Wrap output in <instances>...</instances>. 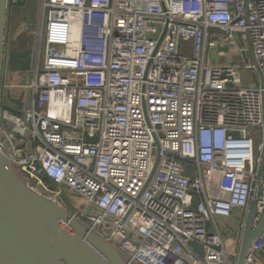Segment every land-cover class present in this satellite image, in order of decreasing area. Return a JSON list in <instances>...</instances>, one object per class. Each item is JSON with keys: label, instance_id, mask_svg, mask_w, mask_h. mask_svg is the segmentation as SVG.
Segmentation results:
<instances>
[{"label": "built area", "instance_id": "built-area-1", "mask_svg": "<svg viewBox=\"0 0 264 264\" xmlns=\"http://www.w3.org/2000/svg\"><path fill=\"white\" fill-rule=\"evenodd\" d=\"M18 4L32 59L15 82ZM8 14L0 149L30 186L77 193L72 214L141 264H236L252 199L264 213V89L242 80L257 72L247 30L264 79V0H9ZM247 258L264 264V229Z\"/></svg>", "mask_w": 264, "mask_h": 264}, {"label": "water", "instance_id": "water-1", "mask_svg": "<svg viewBox=\"0 0 264 264\" xmlns=\"http://www.w3.org/2000/svg\"><path fill=\"white\" fill-rule=\"evenodd\" d=\"M21 1V0H19ZM9 0H0V98L3 60L7 39ZM251 60L254 62L264 89L263 74L256 59L249 30L244 32ZM31 49H15L9 56V65L14 72L31 70ZM25 77L22 82H25ZM23 95L13 98L19 104ZM263 133H264V91ZM29 135L27 134V137ZM2 140L4 136L1 137ZM90 140L95 138L89 137ZM31 152V144L28 145ZM186 170L193 175L191 166ZM264 174V140L258 176ZM46 181V179H45ZM55 185L49 188L54 190ZM197 203V199H195ZM245 218V227L236 258L231 262L247 264V256L255 239L264 229V213L258 224L254 222L257 204L252 199ZM192 247L203 254L202 246ZM0 264H141L130 258L123 250L83 219L72 214L70 209L56 197H50L33 189L27 177L11 163L0 149Z\"/></svg>", "mask_w": 264, "mask_h": 264}, {"label": "rangeland", "instance_id": "rangeland-1", "mask_svg": "<svg viewBox=\"0 0 264 264\" xmlns=\"http://www.w3.org/2000/svg\"><path fill=\"white\" fill-rule=\"evenodd\" d=\"M23 11H24V7L21 4H18L14 8L13 17L11 18V28H10L11 37L13 38V40L11 41V46H10L11 50L24 49L25 46H28V37L25 34L21 35L20 39H15L18 29L25 22V16L23 14ZM37 11H38V6L34 5L33 13L35 14V16L38 15ZM29 41H30V44L33 46V44L35 43V39L31 37ZM233 58L235 59V62L242 64L240 59L238 60L237 57H233ZM223 61H224V58L220 62H223ZM13 74L15 77L14 81L15 82L18 81L19 73L16 71ZM242 77H243L242 80H243L244 87H248L253 83L261 84V79L259 78V75L257 72L253 73L251 70H242ZM4 103H5L6 108L13 110V111L17 110L16 108L17 106L15 104H12L9 100L6 99ZM65 191H66L65 195H62L64 197L62 201L67 207L70 208V205H69V201L66 198L73 199V201L77 203L81 201L80 196L74 191H69L66 188H65ZM218 223H220V226L223 232V238H224V241H226L227 248L234 249V246L236 245V242H235L236 235L234 234V230L238 226V223H236V219L233 220L232 222L233 225L228 224L225 220L223 221L218 220Z\"/></svg>", "mask_w": 264, "mask_h": 264}, {"label": "crops", "instance_id": "crops-1", "mask_svg": "<svg viewBox=\"0 0 264 264\" xmlns=\"http://www.w3.org/2000/svg\"><path fill=\"white\" fill-rule=\"evenodd\" d=\"M233 220H234V219H228V220H227V223H228V221H229V223H231V225H233V223H232Z\"/></svg>", "mask_w": 264, "mask_h": 264}]
</instances>
